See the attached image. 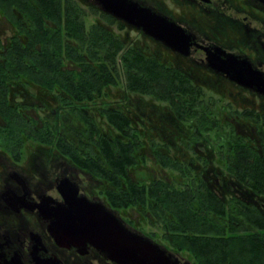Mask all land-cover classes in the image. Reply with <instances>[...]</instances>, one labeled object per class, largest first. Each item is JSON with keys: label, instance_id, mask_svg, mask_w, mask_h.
<instances>
[{"label": "flooded vegetation", "instance_id": "1", "mask_svg": "<svg viewBox=\"0 0 264 264\" xmlns=\"http://www.w3.org/2000/svg\"><path fill=\"white\" fill-rule=\"evenodd\" d=\"M68 1L79 4L84 11L86 32L92 25L104 26L120 37L129 52L135 48L158 56L173 68L183 70L192 83L213 88L203 95L205 105L209 106L203 112L207 113L205 120L219 125L223 152L218 157L228 158V149L238 144L248 146L254 158L264 162V0ZM118 1L123 3L125 16H143V9L181 27L191 38L190 45L169 47L136 21L119 19L114 15ZM132 10L137 13H131ZM0 23L6 28L0 30V42L7 47L17 31L1 13ZM62 65L68 70L77 68L66 58ZM128 66L127 62L129 69ZM10 80L13 85L8 99L17 107L16 113L29 116L30 122L34 119L40 129L55 135V139H28L21 150H3L0 142V264H118L87 239L72 243L71 236L64 234L66 231L58 235L55 224L61 213L81 208L111 214L129 234L160 246L156 242L159 236L166 247L168 242L151 213H144L140 207L117 206L114 196L129 193L130 182L140 186L148 179L170 181L174 176L162 169L156 159V150L165 149L162 143L147 138L149 132L177 128L166 114L168 105L151 95L131 92L130 77L123 65L120 84L110 85L105 94H95L93 102L83 106L71 101L78 100L79 94L40 90L29 78ZM62 80L72 85L78 79ZM81 112L88 116L89 125H83ZM106 112L116 117L115 124L109 122ZM189 127L194 129L193 121ZM98 134L103 139H98ZM232 136H236L235 140L230 139ZM209 145L204 140L190 141L181 150L176 147V152L192 165L195 157H216ZM130 146L137 148L138 157L132 167L123 156L124 148ZM119 163L122 167L117 166ZM222 170L191 176V182L201 179L210 189L196 195L221 200L235 216L239 209L264 214V188L257 183L258 172L253 173L254 183L250 184L239 179L240 173H231L224 166ZM128 212L138 216L133 221L124 218ZM242 216H237V220L224 218L225 226L235 227L239 235L249 234L253 241H263L254 227L246 224L242 229ZM208 218L211 219L207 223L212 225L216 217ZM138 224H146L156 232H144ZM226 238L220 237L218 241ZM172 254L179 264H193L187 256L182 255V260L177 257L180 254Z\"/></svg>", "mask_w": 264, "mask_h": 264}, {"label": "trees", "instance_id": "2", "mask_svg": "<svg viewBox=\"0 0 264 264\" xmlns=\"http://www.w3.org/2000/svg\"><path fill=\"white\" fill-rule=\"evenodd\" d=\"M0 13L17 31L7 47L0 42V93L3 94L0 99V142L3 150H18L19 147L21 150L28 139H55V135L40 129L34 119L30 122L29 116L16 113L17 107L8 99L13 85L11 78H29L40 90L79 94L78 100L71 101L83 106L92 103L95 94H105L110 85L120 84L118 79L123 65L130 77V91L151 95L161 104H167L169 112L166 114L172 117L177 128L147 134L148 139L161 142L165 148L156 150L155 155L162 169L174 175L171 182L148 179L140 186L130 182V192L115 195V204L126 208L140 207L144 213H151L163 231L167 247L176 254L187 256L193 264H264V227L261 226L264 214L258 211L244 213L240 209L237 212V216H244L242 229L246 224L254 227L263 241H253L245 232L239 235L235 227L227 228L224 224V218L237 220V216L228 212L221 200L196 195L206 189L210 191L203 180L190 181L197 172H223L224 166L231 173H240L239 179L249 181L247 183H254L253 173L258 172L257 183L264 188V162L255 159L248 146L232 144L228 158L218 157L217 154L223 152L219 142L222 134L218 124L214 126L205 120L207 113L203 112L209 109L203 95L212 87L192 83L183 70L173 68L158 56L144 54L135 48L129 52L120 37L104 26L92 25L86 32L85 13L77 3L68 0H0ZM65 58L74 62L77 68H64ZM64 78L78 80L69 85L63 82ZM105 114L109 122L115 124L116 117L108 112ZM81 119L83 125L90 124L88 116L82 112ZM191 121L193 130L189 127ZM234 137L230 139L235 140ZM98 139L103 136L98 134ZM90 140L95 141L93 137ZM201 140L211 143L208 149L216 157H195L196 166L192 164L193 167L178 155L176 147L181 150L188 142ZM136 152L137 148L133 146L124 148L123 156L129 167L135 166L138 160ZM121 167L118 169L123 171ZM213 216L216 219L209 225L207 220L211 218L208 217ZM220 237L227 238L218 241Z\"/></svg>", "mask_w": 264, "mask_h": 264}, {"label": "water", "instance_id": "3", "mask_svg": "<svg viewBox=\"0 0 264 264\" xmlns=\"http://www.w3.org/2000/svg\"><path fill=\"white\" fill-rule=\"evenodd\" d=\"M122 4V2L114 4L116 5L114 15L119 19L136 21L149 35L169 47L187 48L190 45L191 38L181 27L166 19L153 16L151 12L143 9L140 10L143 16H125ZM131 13L137 11L132 10ZM61 215L55 224L59 236H62V231H66L67 233L64 234L71 236L72 243L78 242L77 239H87L97 248L108 253L118 264H179V260L161 246L123 230L119 221L111 214L81 208L62 212Z\"/></svg>", "mask_w": 264, "mask_h": 264}, {"label": "rangeland", "instance_id": "4", "mask_svg": "<svg viewBox=\"0 0 264 264\" xmlns=\"http://www.w3.org/2000/svg\"><path fill=\"white\" fill-rule=\"evenodd\" d=\"M92 19H94V18H92ZM0 30L2 31H4V30H6V28L4 27V25L3 24H1L0 23ZM131 36L132 37H134L135 35L134 34H131ZM138 215H136V214H133L132 215V213H130V212H128V214L126 215H124V218H128L129 220H135V218L137 217ZM138 229H140V230H142V231H144V232H156L154 229H152V228H150V227H148L146 224L143 226V225H140V224H138ZM157 233L158 234H160L159 232H158V230H157ZM156 242L158 243V244H160V246H161V248L163 249V250H165L166 252H168V253H171L172 254V250L168 247L167 249H170V251H168L167 249H165L166 247H165V244L162 242V240L160 239V237L158 236V238H156ZM177 257H179V258H183V256L182 255H178ZM183 260V259H182ZM185 260V259H184Z\"/></svg>", "mask_w": 264, "mask_h": 264}]
</instances>
